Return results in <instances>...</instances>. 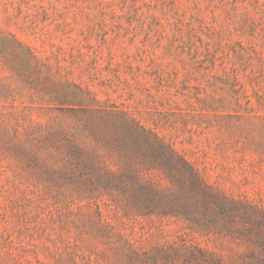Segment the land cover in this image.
<instances>
[{
	"label": "rangeland",
	"instance_id": "rangeland-1",
	"mask_svg": "<svg viewBox=\"0 0 264 264\" xmlns=\"http://www.w3.org/2000/svg\"><path fill=\"white\" fill-rule=\"evenodd\" d=\"M0 25L41 58L42 74L132 111L226 198L209 201L218 215L125 216L106 197L23 172L0 149V264H134L129 249L136 264L264 257V0H0ZM9 61L0 55L6 109L49 118L71 107Z\"/></svg>",
	"mask_w": 264,
	"mask_h": 264
},
{
	"label": "trees",
	"instance_id": "trees-1",
	"mask_svg": "<svg viewBox=\"0 0 264 264\" xmlns=\"http://www.w3.org/2000/svg\"><path fill=\"white\" fill-rule=\"evenodd\" d=\"M0 55L10 60L13 70L18 60L23 72L35 74L50 102L71 106L54 112L43 107L51 113L45 118L34 109L14 113L0 104V149L13 154L23 172L75 186L93 199L106 197L125 216H187L199 206L218 215L209 201L226 198L214 194L205 171L132 111L103 107L93 92L72 80L50 71L42 74L41 58L1 25ZM261 60L264 63L262 54ZM251 213L257 215L255 210ZM259 231L257 242L264 245V231ZM126 254L127 261L138 262L134 249ZM256 264H264V257H257Z\"/></svg>",
	"mask_w": 264,
	"mask_h": 264
}]
</instances>
